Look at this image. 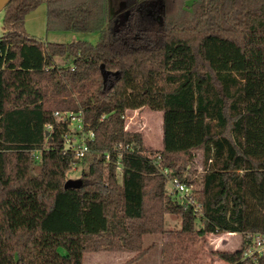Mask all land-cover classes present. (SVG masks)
Here are the masks:
<instances>
[{"label": "trees", "instance_id": "trees-1", "mask_svg": "<svg viewBox=\"0 0 264 264\" xmlns=\"http://www.w3.org/2000/svg\"><path fill=\"white\" fill-rule=\"evenodd\" d=\"M41 3L47 31L97 32L96 43L27 35ZM2 30L0 264H82L98 251L131 252L133 264L148 234L162 235L159 264H202L206 237L225 232L242 239L217 259L264 264L243 258L264 234V0H11ZM100 64L117 72L108 87ZM141 108L162 112L158 150L124 128L125 111ZM65 110L94 134L68 187L79 160L53 115ZM195 155L197 183L184 176ZM160 168L195 185L200 211L166 195ZM166 214L179 228L164 229Z\"/></svg>", "mask_w": 264, "mask_h": 264}, {"label": "rangeland", "instance_id": "rangeland-1", "mask_svg": "<svg viewBox=\"0 0 264 264\" xmlns=\"http://www.w3.org/2000/svg\"><path fill=\"white\" fill-rule=\"evenodd\" d=\"M46 8L45 4L41 3L24 17L23 29L29 36L38 40L56 41L61 43H69L72 40H85L92 44L96 43L98 33H85L79 36H71L70 31H47L46 30ZM2 17L3 11L0 12V35L2 33ZM46 41H42L45 43ZM59 63L64 65L68 63L65 60H59ZM113 76H109L105 82V86L112 85ZM124 128L129 131H138L142 134V145L149 150H158L161 147L162 136V112L154 111L146 108L130 109L124 114ZM38 157V152H35ZM90 156L86 155L85 159L79 161L74 167L67 172V179L76 182L82 170H86ZM38 161V158L36 159ZM36 164V162H35ZM119 169L117 173L119 175ZM203 167L198 155L194 156L193 161L189 164L184 172V176L188 179H193L197 183ZM120 177V176H119ZM120 179V178H118ZM195 188V185H192ZM165 192L167 196H171L172 187L168 180L165 181ZM164 229L173 230L180 226V221L174 215L166 214L164 216ZM195 226H200L198 220L195 221ZM242 236L239 233H217L210 234L206 237V243L203 248L202 264H226L222 260L217 259L214 255L215 251H233L239 247ZM163 242L162 235L148 234L143 237V247L151 245L146 255L134 262L133 264H159L160 249ZM133 256L131 252H116V251H98L84 253L82 256V264H123Z\"/></svg>", "mask_w": 264, "mask_h": 264}, {"label": "built area", "instance_id": "built-area-1", "mask_svg": "<svg viewBox=\"0 0 264 264\" xmlns=\"http://www.w3.org/2000/svg\"><path fill=\"white\" fill-rule=\"evenodd\" d=\"M57 121L66 124V132L63 135V149L74 152L75 157L81 161L89 152L88 143L93 140V131L88 127L84 120L83 112L81 110L71 111H55L53 113ZM47 129L51 126L47 125ZM126 150L132 151L131 145L125 146ZM106 160L108 155L105 156ZM159 156L156 157L155 163L158 164ZM73 165L72 167H74ZM120 170V166L117 167ZM160 173L169 181L173 196L178 204L183 208L191 207L195 211H200V203L193 193V186L183 181H179L176 177H170L166 169L160 168ZM251 245L243 252V258H255L264 254V234H254L251 236Z\"/></svg>", "mask_w": 264, "mask_h": 264}, {"label": "water", "instance_id": "water-1", "mask_svg": "<svg viewBox=\"0 0 264 264\" xmlns=\"http://www.w3.org/2000/svg\"><path fill=\"white\" fill-rule=\"evenodd\" d=\"M11 0H0V12L4 10V8L7 6V4L10 2ZM100 73H101V76H102V80H103V83L105 84L107 78L110 76V75H117V72H109L107 70H105L104 68V65L103 64H100ZM47 134V132H46ZM74 182L71 181V180H67L64 184L65 187H68V186H71L73 185Z\"/></svg>", "mask_w": 264, "mask_h": 264}, {"label": "crops", "instance_id": "crops-1", "mask_svg": "<svg viewBox=\"0 0 264 264\" xmlns=\"http://www.w3.org/2000/svg\"><path fill=\"white\" fill-rule=\"evenodd\" d=\"M23 23H24V21H23ZM72 34H71V36L72 37H74L75 35L76 36H79L80 34H84V33H74V32H71ZM28 35V34H27ZM80 37V36H79ZM41 41H46V42H56V41H48V40H42V39H40ZM77 40H80V39H77ZM72 41H76V40H72ZM56 43H61V42H56Z\"/></svg>", "mask_w": 264, "mask_h": 264}, {"label": "flooded vegetation", "instance_id": "flooded-vegetation-1", "mask_svg": "<svg viewBox=\"0 0 264 264\" xmlns=\"http://www.w3.org/2000/svg\"><path fill=\"white\" fill-rule=\"evenodd\" d=\"M157 4L153 6V10L156 8Z\"/></svg>", "mask_w": 264, "mask_h": 264}]
</instances>
